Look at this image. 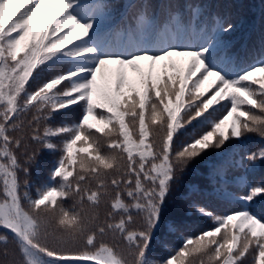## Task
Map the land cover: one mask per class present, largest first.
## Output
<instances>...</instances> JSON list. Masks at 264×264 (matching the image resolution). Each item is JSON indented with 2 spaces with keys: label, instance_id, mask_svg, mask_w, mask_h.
I'll use <instances>...</instances> for the list:
<instances>
[{
  "label": "snow or ice",
  "instance_id": "obj_1",
  "mask_svg": "<svg viewBox=\"0 0 264 264\" xmlns=\"http://www.w3.org/2000/svg\"><path fill=\"white\" fill-rule=\"evenodd\" d=\"M119 9L0 0V264H264V180L230 175L264 165V37L245 66L211 0ZM180 193L213 226L155 258Z\"/></svg>",
  "mask_w": 264,
  "mask_h": 264
},
{
  "label": "trees",
  "instance_id": "obj_2",
  "mask_svg": "<svg viewBox=\"0 0 264 264\" xmlns=\"http://www.w3.org/2000/svg\"><path fill=\"white\" fill-rule=\"evenodd\" d=\"M255 3V4H253ZM264 11V0H245L244 3L239 7V11L236 13L239 25H246L245 15L248 16L252 23L256 22V26H259V21L253 19L255 15L261 16V12ZM262 24V20L260 22ZM263 26V25H262ZM264 28V26H263ZM264 37V31L261 34H253L252 41L257 43ZM241 37L236 40L238 41ZM252 139H260L262 141V146H264V138L257 135H251L247 141ZM213 156H210L211 160ZM58 158L57 154L46 155L41 162V169L43 174L46 176L48 169L52 166L55 160ZM79 158L77 156V162L79 163ZM206 171V165L200 164L197 166L196 172L189 178L192 184L200 185L203 182V177ZM34 191V189H33ZM228 191L235 193V195H242V187L237 185L235 182L231 184ZM190 193H180L177 198L174 199L167 211L165 217V224L161 229L159 236L156 238L154 243V252L156 254L155 258L166 257L174 248H178L182 243L183 236L194 235L199 233L202 229H206L213 226V221L207 218L200 217L196 212L190 211L188 207ZM212 203V202H210ZM219 211H223L220 206L214 205ZM232 207L242 208L245 205L231 201H227L226 208L230 209ZM261 205H257L256 211L259 212ZM177 218H182L184 227L178 231H173L169 229V223Z\"/></svg>",
  "mask_w": 264,
  "mask_h": 264
},
{
  "label": "rangeland",
  "instance_id": "obj_3",
  "mask_svg": "<svg viewBox=\"0 0 264 264\" xmlns=\"http://www.w3.org/2000/svg\"><path fill=\"white\" fill-rule=\"evenodd\" d=\"M78 114V113H77ZM78 146H83V145H78ZM84 155L83 153H81L80 155H78V158L80 159V156Z\"/></svg>",
  "mask_w": 264,
  "mask_h": 264
}]
</instances>
